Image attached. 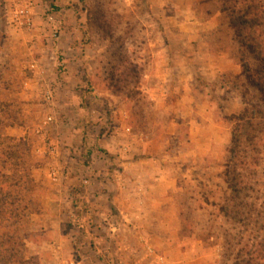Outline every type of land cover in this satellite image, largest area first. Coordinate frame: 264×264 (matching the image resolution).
<instances>
[{"label": "rangeland", "instance_id": "374dc122", "mask_svg": "<svg viewBox=\"0 0 264 264\" xmlns=\"http://www.w3.org/2000/svg\"><path fill=\"white\" fill-rule=\"evenodd\" d=\"M53 4L0 0V173L21 181L28 203L17 229L0 225L1 245L13 233L19 240L9 264H67L50 258L48 238L105 235L94 226L107 218L118 255H135L119 262L264 264L255 223L264 212L263 137L253 146L244 137L246 158L234 160L249 219L220 210L233 194L232 118L261 97L241 66L254 69L255 57L218 1ZM21 8L30 26L13 21Z\"/></svg>", "mask_w": 264, "mask_h": 264}, {"label": "trees", "instance_id": "16d2710c", "mask_svg": "<svg viewBox=\"0 0 264 264\" xmlns=\"http://www.w3.org/2000/svg\"><path fill=\"white\" fill-rule=\"evenodd\" d=\"M49 3L51 8H54L53 0H43ZM218 1L221 11L227 16L229 26L234 31L235 41L244 49L248 50L255 57V66L252 69L247 63L242 62L241 66L245 72V76L249 78L253 85L260 93V104H250L241 114L233 116L236 121V128L233 130L231 147L229 152L233 160H230L233 166L232 174L229 179L228 189L233 193L227 206H222L220 210L225 213V216L231 217L234 221L240 222L249 219V213L244 212L241 208L244 204L240 200L241 188L239 187L240 174L237 172V166L234 163L246 158L242 139L245 137L248 144L253 146V141L264 138V0H210ZM259 120V121H258ZM262 121V122H260ZM255 145V143H254ZM242 154V155H241ZM228 176V175H227ZM8 183V184H7ZM7 184V185H6ZM21 181L9 178L0 173V225L9 222L8 228H18L17 225L20 219L24 218L25 212L28 209V203L24 199V192L20 189ZM9 189L7 191L6 188ZM6 189V191H5ZM23 202L24 204H21ZM252 209V204L249 205ZM258 218L255 223L259 222V229H264V212L262 217L257 214ZM14 227V228H13ZM263 227V228H262ZM11 229V230H12ZM14 235V233H13ZM11 235L8 242L1 245L0 242V257L1 254L6 256V261L0 260V264H9L16 256L15 245L19 240ZM255 249L261 250V243H255ZM2 261V262H1Z\"/></svg>", "mask_w": 264, "mask_h": 264}, {"label": "crops", "instance_id": "0c3cea01", "mask_svg": "<svg viewBox=\"0 0 264 264\" xmlns=\"http://www.w3.org/2000/svg\"><path fill=\"white\" fill-rule=\"evenodd\" d=\"M108 184L110 186H114V183L109 182ZM107 189L108 192L105 193V195L107 196V199H111V204L108 205V208L111 209V207L116 206L115 195L110 194V188L107 187ZM98 209L102 212L103 215L109 216L108 212H104L105 207ZM109 219L110 218H107L105 222H100L99 220L95 221L97 225L95 224L94 230L99 232L100 229H107L106 234L102 236H97L96 232L92 234L86 233V235L79 238L64 233L56 236H50L47 240L48 245L51 249L50 258H56L59 255L61 258L65 259L67 264H69L68 262H70V264H127L125 260L122 262L117 261V257H122L123 255V257H125L126 259H132L135 257V255L133 254L134 252H123L124 254L118 255V253L121 252L119 250H116V244L121 243V239H119V236H115V234L109 232L108 226H113L112 222ZM83 227H86V229L89 228L87 221L84 222ZM111 229L114 230L115 228H110V231ZM150 237L152 236H147V238ZM157 257L158 255H151L150 257L145 256L144 263L158 264L160 262H158Z\"/></svg>", "mask_w": 264, "mask_h": 264}, {"label": "built area", "instance_id": "2783aa9c", "mask_svg": "<svg viewBox=\"0 0 264 264\" xmlns=\"http://www.w3.org/2000/svg\"><path fill=\"white\" fill-rule=\"evenodd\" d=\"M13 21L16 22L18 25H25V26H30L31 25V15L29 13V10L26 9V8H21L20 10L16 11V13L14 14L13 16ZM52 17L49 16V20H51ZM51 37H56V30H53L52 34H51ZM30 68L31 69H37V64H31L30 65ZM44 97L46 100H51L52 96L50 94L49 91L45 92L44 93ZM51 117H48L46 122L48 121H51ZM45 122V123H46ZM52 179L55 181L56 180V176L55 174L53 173L52 174Z\"/></svg>", "mask_w": 264, "mask_h": 264}]
</instances>
